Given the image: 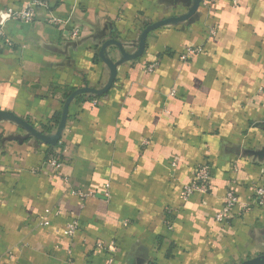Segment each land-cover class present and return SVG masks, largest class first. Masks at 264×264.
<instances>
[{
	"label": "crops",
	"instance_id": "1",
	"mask_svg": "<svg viewBox=\"0 0 264 264\" xmlns=\"http://www.w3.org/2000/svg\"><path fill=\"white\" fill-rule=\"evenodd\" d=\"M32 1L0 0L11 43L0 42V111L46 135L67 92L106 85L110 71L98 56L105 41L132 54L147 25L192 5L46 0L60 25L42 10L30 23L6 21L8 8ZM186 47L203 50L181 62ZM105 53L117 64L112 87L71 103L55 147L0 118V264H239L263 254L264 208L238 215L237 207L225 224L214 216L230 187L248 200L264 184V0L200 5L189 20L148 34L137 60H123L115 47ZM53 152L58 173L45 165ZM201 164L210 167L209 191L183 200ZM69 187L96 197L82 201ZM72 220L79 229L67 239Z\"/></svg>",
	"mask_w": 264,
	"mask_h": 264
},
{
	"label": "built area",
	"instance_id": "2",
	"mask_svg": "<svg viewBox=\"0 0 264 264\" xmlns=\"http://www.w3.org/2000/svg\"><path fill=\"white\" fill-rule=\"evenodd\" d=\"M217 0H201L200 5L204 8H208ZM47 12L50 15L48 22L52 25H60L61 21L51 16V9L46 0H33L28 3L21 9H12L8 8L6 11L7 19L6 21H16L22 23H30L32 22L38 11ZM78 28H73L69 32V36L71 38H76L79 34ZM214 34V31L213 33ZM0 42H2L6 46H11L10 41L6 38L5 33L3 31V25H0ZM202 48L200 47H186L179 55V59L181 62H187L192 57L199 55L202 52ZM156 62L149 64L145 67V71L151 73L154 71L156 67ZM45 165L53 171L54 173H58L61 168V161L57 153L53 152L47 158ZM209 179H210V167L208 164H201L195 169L193 180L190 184L184 185L181 197L183 200L189 199L193 194H206L209 191ZM65 183H68L66 177L63 178ZM69 193L72 196L79 198L80 200H86L88 198H95L96 195L94 191H83L79 189H75L73 187H69ZM101 197L105 200L109 199V191L106 190L101 194ZM258 206L260 208H264V184L255 186L253 189V195L248 200H241L235 191L230 187L223 198V206L221 210L215 214L214 220L217 223L225 224L229 222L231 218L234 217V210L239 207L240 211L238 215L242 213L248 212L252 207ZM51 212L50 209L45 211L46 214ZM55 215H58V212H55ZM49 220L42 218L39 222L41 226H48ZM167 228L171 230V220L168 218L167 220ZM79 229V224L77 220H72L63 229V236L67 239H72L75 233ZM97 248L104 249L102 245H97ZM109 252L115 251L113 245L107 247ZM67 253L70 255L71 251L68 250ZM12 254V253H10ZM70 264H77L74 261L70 260ZM108 264H111V260L108 261Z\"/></svg>",
	"mask_w": 264,
	"mask_h": 264
},
{
	"label": "water",
	"instance_id": "3",
	"mask_svg": "<svg viewBox=\"0 0 264 264\" xmlns=\"http://www.w3.org/2000/svg\"><path fill=\"white\" fill-rule=\"evenodd\" d=\"M200 1L201 0H192V5L189 11L183 16L171 17V18H167V19L157 21L155 23L147 25L141 32L137 50L132 54L127 53L123 45L117 40L109 39L105 41L102 44L101 48L99 49L98 56L101 59V61L105 63V65H107L110 71L109 79L106 85L102 87L101 89L83 87V88H80V89H77L71 92L70 95L66 98V100L63 103L59 122L55 129V132L52 135H46V134H43L37 131L30 123H28L22 118L17 117L16 115L10 112L0 111V118H4V119L10 120L16 123L17 125L24 128L30 135H32L37 140L41 141L42 143L48 146L55 147L57 143L60 141L63 131L66 127V123H67L68 116H69V108H70L71 103L77 97L82 96V95L101 96L107 93L109 89L112 87L116 79V75H117V64L106 57V53H105L106 49L109 47H115L118 53L120 54L121 58L125 61H134V60L139 59L144 52L148 34L168 24L179 23V22H184V21L189 20L198 11L200 7ZM239 264H264V253L256 257L244 260L240 262Z\"/></svg>",
	"mask_w": 264,
	"mask_h": 264
},
{
	"label": "trees",
	"instance_id": "4",
	"mask_svg": "<svg viewBox=\"0 0 264 264\" xmlns=\"http://www.w3.org/2000/svg\"><path fill=\"white\" fill-rule=\"evenodd\" d=\"M71 91L67 92V94L65 95V97H68L70 95ZM80 97V96H79ZM78 98V97H77ZM60 119V112L56 113L53 118H51L48 123L45 125L44 127V131L45 132H50L52 131L54 128L57 127V124L59 122Z\"/></svg>",
	"mask_w": 264,
	"mask_h": 264
}]
</instances>
